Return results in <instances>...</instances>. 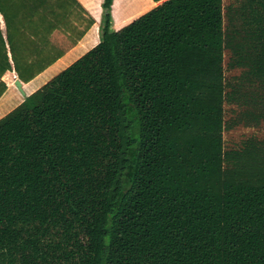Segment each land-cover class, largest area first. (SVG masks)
I'll list each match as a JSON object with an SVG mask.
<instances>
[{
	"label": "trees",
	"instance_id": "1",
	"mask_svg": "<svg viewBox=\"0 0 264 264\" xmlns=\"http://www.w3.org/2000/svg\"><path fill=\"white\" fill-rule=\"evenodd\" d=\"M114 1L100 43L0 119V264H264V139L226 165L223 0H152L119 31ZM245 12L264 87V0ZM94 24L77 0H0V100Z\"/></svg>",
	"mask_w": 264,
	"mask_h": 264
},
{
	"label": "rangeland",
	"instance_id": "2",
	"mask_svg": "<svg viewBox=\"0 0 264 264\" xmlns=\"http://www.w3.org/2000/svg\"><path fill=\"white\" fill-rule=\"evenodd\" d=\"M127 1L122 2L126 4ZM223 1L225 30L224 151L228 157L226 165L229 166L233 162V156L245 149L249 139H264V121L260 120L258 106L264 87L261 83L252 82L247 77L249 64L245 51L247 42L243 31L246 14L245 0ZM112 28H114V21ZM5 80L9 82L7 78ZM16 90L18 91L17 88ZM18 94L20 95L17 97L18 102L15 99L11 100L8 94L5 95L3 101H0V117L3 113H5L4 116L7 115L9 110L20 104L25 96L20 90Z\"/></svg>",
	"mask_w": 264,
	"mask_h": 264
},
{
	"label": "crops",
	"instance_id": "3",
	"mask_svg": "<svg viewBox=\"0 0 264 264\" xmlns=\"http://www.w3.org/2000/svg\"><path fill=\"white\" fill-rule=\"evenodd\" d=\"M104 0H77L82 8H84L87 13L95 20L94 26L87 32V34L80 40L78 45L73 48L67 55L56 62L43 74L38 76L32 82L28 84L22 83L15 72H8L4 76V81L7 83L8 91L6 94L9 95L10 99H15L18 102L17 97L19 89L15 85L16 80H19L22 84V89L25 92L24 96L30 95L36 92L38 89L43 87L49 81H51L55 76L61 73L63 70L68 68L79 58L89 52L91 49L96 47L100 43V22L102 17V4ZM123 0H115L112 8V15L114 21V31H119L124 27L128 26L131 22L141 17L145 13L149 12L157 6L152 0H126V4L122 2ZM125 1V0H124ZM133 3L132 5L130 3ZM136 2V4H134ZM224 2V1H223ZM117 3V5H116ZM135 5V6H134ZM137 5V6H136ZM124 7V8H123ZM77 8H75L76 11ZM8 79L9 82H7ZM18 89V91L16 90ZM16 92H12V91ZM5 97V96H4ZM0 101H3L5 98ZM7 98V97H6ZM20 102V104L24 101ZM19 104V105H20ZM17 107V106H16ZM15 109V108H13ZM13 109L9 110L11 112ZM8 112V111H5ZM8 112V113H9ZM7 113V114H8ZM5 113L1 115L4 116ZM0 117V118H1Z\"/></svg>",
	"mask_w": 264,
	"mask_h": 264
},
{
	"label": "water",
	"instance_id": "4",
	"mask_svg": "<svg viewBox=\"0 0 264 264\" xmlns=\"http://www.w3.org/2000/svg\"><path fill=\"white\" fill-rule=\"evenodd\" d=\"M15 85L17 86V88H18L23 94H25V92H24L23 89H22V84H21V82H20L19 80H16Z\"/></svg>",
	"mask_w": 264,
	"mask_h": 264
}]
</instances>
